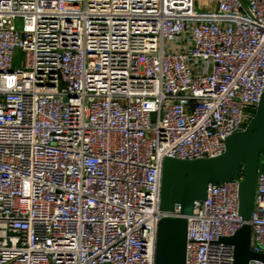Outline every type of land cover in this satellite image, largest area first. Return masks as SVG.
Masks as SVG:
<instances>
[{
  "label": "built area",
  "instance_id": "1",
  "mask_svg": "<svg viewBox=\"0 0 264 264\" xmlns=\"http://www.w3.org/2000/svg\"><path fill=\"white\" fill-rule=\"evenodd\" d=\"M263 91L264 0H0V264H155L163 159L223 155ZM243 181L194 202L185 264H234ZM248 225L264 255L260 171Z\"/></svg>",
  "mask_w": 264,
  "mask_h": 264
},
{
  "label": "water",
  "instance_id": "2",
  "mask_svg": "<svg viewBox=\"0 0 264 264\" xmlns=\"http://www.w3.org/2000/svg\"><path fill=\"white\" fill-rule=\"evenodd\" d=\"M264 91L254 117L246 128L228 137L225 152L220 157L194 161L165 158L162 161L160 186V211L172 212L175 205L181 207L179 218L165 217L156 229L155 264H185L187 217L194 202L206 198L210 184L230 183L244 167V181L239 185V214L244 222L231 238L219 243L233 246L234 264L258 261L264 264V255L254 254L249 247L250 220L256 177L264 173Z\"/></svg>",
  "mask_w": 264,
  "mask_h": 264
},
{
  "label": "rangeland",
  "instance_id": "3",
  "mask_svg": "<svg viewBox=\"0 0 264 264\" xmlns=\"http://www.w3.org/2000/svg\"><path fill=\"white\" fill-rule=\"evenodd\" d=\"M203 0H198V5L202 4ZM23 52L21 49H17L13 57V68L15 71L19 72L22 67Z\"/></svg>",
  "mask_w": 264,
  "mask_h": 264
}]
</instances>
